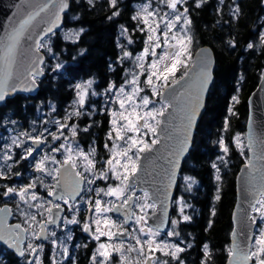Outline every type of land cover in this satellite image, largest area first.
<instances>
[{"label":"snow or ice","instance_id":"6c2138e0","mask_svg":"<svg viewBox=\"0 0 264 264\" xmlns=\"http://www.w3.org/2000/svg\"><path fill=\"white\" fill-rule=\"evenodd\" d=\"M51 2L56 5V10L52 13L53 19L48 21L47 26L41 28L39 32L33 31L34 22L41 13L48 11L47 3L36 10L25 9L13 25L0 34V101H4L11 92L17 91V83L21 82V77L23 82H30V86L35 87L37 77L43 74V69L40 67L43 64V57L34 58L33 54L47 47L45 37L57 27L60 13L69 8L68 0H51ZM87 2L89 5H94V0H87ZM109 2L112 8L117 9L118 0H109ZM205 2L206 0H195V7L199 8ZM153 3L154 0H147L132 17L137 21V30L146 36L145 47L141 54L135 57L139 73L133 72L131 79L126 80L119 88H116L115 84H110L106 90V93L113 94L114 99L111 102L118 105V108L110 111L111 130L107 134L110 144L106 142L104 145L109 156L102 166L99 169L96 166L94 148L87 153L78 150V146L74 149L69 142V137L65 135V130H68L73 138L77 135L78 127L75 124L69 125L67 120H70L73 115L83 114L80 109L85 104L87 90L91 88L92 81L76 86L79 108L67 114L64 123L55 122L56 132L45 128L43 132L35 136L24 134L28 140H31L33 146L24 148L23 155L20 157L23 160L33 156V153L37 151L36 146L47 142L44 133L51 136L54 141L61 138L64 140V143L59 146L50 148L51 153L62 154L64 157L62 160H57L55 155L45 154L35 163V171L42 173V177H35L31 183L19 188L7 184L0 187V199L5 201L3 206H0V241L15 248L20 256L31 257L27 264H43L40 259L43 243L28 242L26 247H21L25 236L29 233L33 241L48 240L51 236L52 245L61 249L60 255L64 258L69 257L68 248L63 245V242L58 243L56 232H49L48 225H56L61 220L60 213L64 210L63 206H67L73 213L71 218L64 217L63 223L79 224L77 215L81 211V205H86V210L95 217V219L90 217V222L83 224V230L90 232L92 238L98 242L91 257V264H113L114 257H118L116 264H169L168 260H161L156 256L157 252L177 261V264H184L180 259V253L185 251L184 247H181L179 243L157 239L163 227V220L155 216V209L158 202H163L150 196L148 191L142 190V197L136 194L135 181L138 179L140 161L146 158L142 154L151 152L153 146L159 143L158 133L163 123L161 118L169 108L175 106L176 97L172 94L175 92L174 86L180 85L190 72L186 63L190 59L189 45L192 40L189 35L192 21L189 18L188 0H158L155 7ZM238 12L237 7L234 14ZM119 14V10H116L112 13V17ZM121 29L122 34L128 32V29L123 26ZM129 43H132L131 39ZM231 46L235 47V44L232 43ZM252 47L251 43L248 44V48ZM48 51L51 52V48H48ZM131 56L130 52L125 51L122 59ZM148 57L151 59L145 63ZM56 67L59 69L61 65L57 64ZM181 69H183L182 72ZM178 72L181 74L177 78ZM141 75L146 77L142 82L139 79ZM203 76L195 98L185 102L179 108L182 113V123L179 129L180 135L176 137V148L171 153L174 159L168 161L172 165L169 180L179 164V156L187 150L191 129L198 109L202 106V94L208 82L206 67ZM146 88L150 89V95L145 93ZM169 89H172V92L165 95ZM24 90L27 91L28 88ZM152 97L161 98L160 107L155 106L156 101ZM232 99L234 103L239 102L238 97L234 96ZM229 111L231 112V109ZM87 130V128L83 129V131ZM150 136L155 138L149 141ZM235 140L243 152L240 137L237 136ZM24 143V140L16 137L12 139L11 144L0 146V160L7 165V162L13 158L10 154L12 148L21 147ZM219 143L223 152L227 154L228 147L224 141L220 140ZM253 145L254 141L250 136V150H254ZM74 156L76 159L73 158ZM257 159L264 161V149ZM78 161L82 162L83 171L76 170ZM7 167L10 171L11 165ZM252 168L254 172L259 173L260 183L253 184L251 187L253 200L249 202V207L251 212L256 213L260 221L264 223V164H261L259 168L252 164ZM44 177H51L53 183L45 184ZM9 178V172L0 171V180ZM219 178L217 176V180ZM98 180L106 182L107 187H92ZM109 181H116V183H108ZM38 184L46 190L47 197L51 199H45L38 194L36 191ZM82 185L88 187L84 188ZM82 192L85 195L82 196ZM88 193H94L95 198L88 196ZM105 197L112 199L105 200ZM15 198L19 200L15 206L24 218L23 226L20 223L15 225L7 223L8 216L12 215V208L8 207V201ZM177 204L182 220L189 221L191 218L184 214L183 200L177 201ZM133 208H138V213L133 211ZM149 209L153 210L152 216H149ZM166 211L165 207V214ZM108 213H123V223L118 224ZM38 216L42 219L38 220ZM150 219L155 221L154 225H149ZM248 220L254 225L257 216H249ZM129 221L133 222L132 226L125 227L124 225ZM179 223V220L172 221L173 225ZM93 225H95L94 230ZM166 235L179 237L180 234L172 230ZM236 236L237 232L234 231V242L228 249L231 264H248V261L253 259L255 264H264V228L259 230L258 235H247L244 246L236 242ZM101 237L106 239L102 241ZM71 238L69 234L67 239ZM250 240L254 243H249ZM207 247V245L204 246L205 250ZM253 248L255 250H252ZM52 264H59L55 258V252Z\"/></svg>","mask_w":264,"mask_h":264},{"label":"trees","instance_id":"16d2710c","mask_svg":"<svg viewBox=\"0 0 264 264\" xmlns=\"http://www.w3.org/2000/svg\"><path fill=\"white\" fill-rule=\"evenodd\" d=\"M144 1L118 0L114 9L109 0H94V5L87 0H71L64 28L72 33L81 32L80 36L71 39L56 32L47 39L65 67L62 71L52 68L43 48L44 69L48 73L38 81V94L8 99L0 107V121L4 118L27 124L34 118L32 112L38 105L48 100L63 109L76 96L73 84L79 79H94L99 87H106L114 79L120 82L117 60L121 26L128 29L133 39L138 36L134 34L136 21L132 17L136 5ZM187 6L193 46L195 50L210 46L216 55V67L206 111L183 166V173L198 183L190 192L182 193V184L178 188V195L182 194L186 201L184 213L191 218L180 224L179 233L192 244L180 259L184 264H227L237 198L236 177L248 159V150L243 147L241 152L235 138L246 133L248 98L257 88L264 69V0H206L199 8L195 7V0H189ZM237 7L239 12L234 14ZM116 10L120 14L112 17ZM250 43L252 48H248ZM234 96L238 103H234ZM105 128L103 124L101 132ZM220 140L228 147L230 165L226 168L224 161L219 163L223 174L217 180V168L213 165L222 154ZM173 210L176 212L177 207ZM207 244L210 247L205 250ZM169 264L177 261L170 260Z\"/></svg>","mask_w":264,"mask_h":264},{"label":"water","instance_id":"95a60500","mask_svg":"<svg viewBox=\"0 0 264 264\" xmlns=\"http://www.w3.org/2000/svg\"><path fill=\"white\" fill-rule=\"evenodd\" d=\"M45 3L48 4V11L41 13L40 17H37V20L34 22V32H39L41 28L47 26L48 21L53 19L52 13L56 10V5L52 3L51 0H0V34L6 32L10 25H13L16 19L23 14L25 9L29 11L36 10ZM68 3L69 8L60 13V20L57 27H55L53 32L49 33L48 36L62 30L64 26V15L70 10L71 0H68ZM47 37H45V39ZM33 57H43V64L46 60V56L41 50L38 53H34ZM43 64L40 65L43 69V74L37 77L35 87H31L30 82H23V77H21V82L17 83V91L11 92L6 96L4 101H0V107L5 104L8 99L16 95L36 96L40 89L38 80H43L47 77ZM205 67L207 70L208 82L202 94V106L198 109L195 122L191 129L187 150L179 156V164L175 168L171 180H169V173L172 171V165L169 164L168 161L174 159L171 153L176 148V137L180 135L179 129L182 123V113L179 111V108L185 102L195 98L200 82L204 78L203 73ZM215 67L216 55L210 46L205 45L195 51L193 63L189 68V76L181 81L180 85L174 86L175 92L172 94L176 97L175 106L169 108L168 112L161 118L163 123L158 133L159 143L153 146L151 152L142 154V156L146 158L140 161V171L137 173L138 179L135 183L138 191H148L150 196L163 202L157 203V209L155 211V216L163 220V227L161 229L163 233L168 232L171 223L173 201L180 183V174L184 162L193 148L198 127L206 111L208 95L215 79ZM25 88H28V90H24ZM169 92H172V89H169L165 95H168ZM248 105L249 115L246 126V143L249 159L248 162L241 167L236 178L237 198L232 214L234 228L231 234V247L234 242V231L237 232V236L235 237L236 242L244 246L246 236L250 234L255 235L258 226L257 221L256 224L252 225L248 217L253 216V212H251L249 207V202L253 200L251 187L253 184L259 185L260 183V175L254 172L252 164H255L257 168H259L261 164H264V161L257 159V157L261 155L262 149H264V69L257 88L248 98ZM250 136L254 141V150H250L249 147ZM8 207L10 206L8 205ZM165 207L167 209L166 214L164 212ZM119 214L124 217L123 213ZM150 216H152V214ZM12 217L13 211L12 215L7 218L8 224ZM131 223L132 221H129L126 225L130 226ZM154 223L155 221L153 219L149 220V225H154ZM25 240L26 236L24 241ZM249 243H253V241L250 240ZM0 244H3L8 249H12L21 257L16 249L10 247L7 243L0 241ZM227 264H231L230 257ZM248 264H253V260L248 261Z\"/></svg>","mask_w":264,"mask_h":264},{"label":"rangeland","instance_id":"374dc122","mask_svg":"<svg viewBox=\"0 0 264 264\" xmlns=\"http://www.w3.org/2000/svg\"><path fill=\"white\" fill-rule=\"evenodd\" d=\"M146 2H147V0L144 1L143 3L139 4V5H136V7H135V13ZM157 2H158V0H154L153 7L156 6V3ZM221 2H222V0H221ZM189 18H190V15H189ZM135 31H136V33H134V34H137L138 33V36L133 39V37H132L131 34H129L128 32L125 33V34H122V30H121V37L119 38V41H118L119 47H120V57L117 60L119 66L121 68L120 69L121 70V72H120V75H121L120 76V82H117L114 79V80L109 81L107 83L106 87H99L98 84H97V82L94 79H79L76 82H74V84H73V87L75 89L76 96L72 100L69 101L71 103H69V106L67 107L68 108L67 109L68 110V114L69 113H72V112H75L79 108V105L77 103L78 96H77L76 86L78 84H87L88 81H92L93 83L91 85V88H89L87 90V95L85 97V104H84L83 108L80 109V111L81 112L83 111L84 113L82 115H80V116L73 115L70 120H67V123L69 125H72V124H70V122H71V120L73 118H75V119H78V120H76V122L74 124L77 127H79L80 126V120H81L82 122H84V125L83 126L88 129L87 132H90L92 130L93 125L97 128V132L95 130L93 131L96 134V139H97V140H95V147L97 146V141H99L97 137H100V142H102V148L105 150V151H101V159H102V161L100 162V167L102 166L104 160H106L108 158V156H109V152L104 147V145H105L106 142L110 144V142L107 140V134L111 130V124H110L111 116H110V111L113 110V109H115V108H118V105H116V104H114V103L111 102L112 99H114L113 94L112 93H106V90L108 89V87H109L110 84H115L116 85V88H119L120 86L124 85V83H125L126 80L131 79V75H132L133 72L139 73V71H140L139 68L137 67V63L138 62L136 61L135 57L139 56L141 54L143 48L145 47L146 36H145L144 33H141L140 31L137 30V21H136ZM60 32L62 34H64V36L66 38H71V39H73L75 37H79L80 34H81V32H78V31H76L75 33L74 32L72 33L71 31L66 30L65 28H63ZM189 35L191 36V25H190V28H189ZM48 38L49 37H47L46 40ZM129 39H131L132 43H129ZM45 48H46L47 56L49 57V59H51L50 64H51L52 68L53 67L55 68L57 64H60L61 65V67H60L61 69L60 68L59 69H60V71H62L63 68L65 67V64H63V63L60 62L58 56L55 54V51L51 47V43L49 41H47V47H45ZM48 48H51V52L48 51ZM125 51L130 52L132 54V56L130 58H123L122 59L123 53ZM157 51L159 52V49H157ZM195 51L196 50H195V48L193 46V43H192V40H191V44L189 45L190 59L186 61L187 65H188V68H190L191 65H192V63H193V56H194ZM150 59H151V57L146 58L145 63H147V60H150ZM113 64H115V63H113ZM43 67H44V65H43ZM182 71H183V69H181V72ZM45 72H46V70H45ZM49 72L50 73H54L55 71L50 70ZM181 72H178L177 73V78L179 77V75L181 74ZM145 78L146 77L144 75H141L139 77V79H140L141 82ZM93 93H95V94H93ZM145 93L150 95V89H147L146 88L145 89ZM152 99L156 101V105L155 106L156 107H160L161 98H159V97H152ZM44 106H45V109L44 110H46L45 115L39 116V119L36 118L35 119L36 122L35 123H32V125L30 127V130H26L25 131L29 135L35 136L38 133L43 132L45 128H48L49 131H51V132H56L57 131V125H56L55 122L56 121H59L61 123H64L60 119H54L53 118V115L58 110V107H57V104L56 103L54 104L52 102H48L46 104H40V105H38V109L42 110ZM103 114H106L109 117L107 116L106 119H96V117L98 115H103ZM66 117H67V114L65 116V120H66ZM10 123L12 124L11 126L13 128H9L8 119H5L4 123L1 122V125H0V131H1L0 136L1 137L0 138L3 139V141L0 142V146H3L5 144H11L12 139L13 138H16V130L22 131V128L21 129L19 128V125H18V123L16 121H14V123H13V121H10ZM103 124H105V127L106 128L101 132V129L100 128H101V126ZM2 126H4L6 129H3L2 130ZM66 131H68V130H66ZM44 134L46 136L48 135L47 133H44ZM65 134H66V132H65ZM238 136L240 137V143L243 145V147L247 148L246 147V134H241V135H238ZM152 138H155V137H151L150 136L148 138L149 141ZM63 143H64V140H63ZM25 147H30L29 142L27 140H25V143L21 147H13L10 154L12 155V157L14 159L19 154L18 158H20L21 155H23V150H24ZM95 150H96V148H95ZM45 154H48V150L47 149H45L43 155H45ZM39 159H40V157L39 158H37V157H32V158L29 157L28 158V161H24L25 164H26L25 165V168H29L31 166L33 167V165ZM10 161L11 160H9L7 162V165H9ZM222 161L225 162V165L224 166L226 168L230 165V159L228 158V155L223 152V150H222V154L219 155L218 159H216V161L214 163V165L216 167H218L215 172H216L217 175H219L220 178H221V176H222L223 173L221 172V168L219 167V163L222 162ZM5 168H6V165L4 164V161L3 160H0V171H5L6 170ZM223 172H224V170H223ZM30 174H31V171H30L29 174H26V177H25V180L24 181H27L29 179ZM186 178H190V177L186 174V175L181 176V178H180V181H183V185H182V187H180L182 193L183 192H190V191H192V189L198 183L196 179H190V180H188ZM97 182H99V183H97ZM97 182L92 187H104V188L107 187L106 182L99 181V180ZM108 183L115 184L116 181H109ZM23 185H25V184H23ZM178 188H179V186H178ZM38 194L40 196L44 197L45 199H51L50 197H47V193H46V191H45V189L43 187L38 188ZM90 194H92L93 199H94L95 198V194L94 193H90ZM139 196L142 197L143 196V193L141 195H139ZM104 199L105 200H108V199H112V198L105 197ZM179 200H183L184 204H186V201L184 200L183 195L182 194H179L178 195V189H177V192L175 194L174 201H173V209L175 207H177V211L172 213L171 224H170V227H169V231L175 230V231H178L179 232L180 224L184 222L182 220V217L179 214V211H178L179 206L177 204V201H179ZM17 203H19V201ZM21 207H25V206L24 205H21ZM185 208H184V211L186 210ZM134 211H136L138 213L139 210H138V208H134ZM148 211L149 212H153V210H151V209H149ZM18 214H19V212H18ZM232 214H233V212H232ZM108 215L111 217V219L115 220L118 224H122L123 221H124V217L121 214L108 213ZM254 215L257 216V221L259 222V225L257 227V232H256V235H258L259 234V230L261 228H264V223H262L260 221V218H259V216L256 213H254ZM20 217H22V216L20 215ZM37 218H39V216ZM94 219H95V217H94ZM173 220H179L180 223L178 225H173L172 224V221ZM131 224H133V223H131ZM124 226L126 227L128 225L125 224ZM94 228H95V225H94ZM113 230H115V229H113ZM64 231H66L68 233V235L70 234L71 237H72V234L70 233V229H68V225H66L63 228V232ZM180 237H181V239H180ZM105 239H106V237H101V240L102 241L105 240ZM157 239H159V240H167L170 243H179L181 247H184L185 248V251L188 248H190L188 245L192 246L191 241L186 240L185 237L181 236V234L179 235V237H167L166 234L165 235H162L160 233V236L157 237ZM97 244H98V242H96V248H97ZM207 246L210 247V244H207ZM207 249H208V247H207ZM252 250H255V249L253 248ZM92 255H93V253L91 254V256ZM180 255H181V253H180ZM156 256H158L161 260H168V261L172 260L170 257L163 256L162 253H160V252H157L156 253ZM117 259H118V257H117ZM113 264H116L115 258L113 260ZM253 264H255V259H253Z\"/></svg>","mask_w":264,"mask_h":264},{"label":"flooded vegetation","instance_id":"af4514ba","mask_svg":"<svg viewBox=\"0 0 264 264\" xmlns=\"http://www.w3.org/2000/svg\"><path fill=\"white\" fill-rule=\"evenodd\" d=\"M48 102H52V103H56L55 101H50L48 100ZM69 101H67L65 103V105L63 106V109H58L57 112H55V114L53 115L54 119H60L61 121L65 122V116L66 114H68V106H69ZM58 107V105H57ZM59 108V107H58ZM45 106L43 107L42 110L38 109L36 111H33V115H32V120H30L27 124H22V123H18L19 128H22V131L16 130V137H19L21 140H27L29 142L30 146L32 145L31 140L27 139V136L24 134H28L27 132H25L26 130H30V127L32 125V123L36 122V118L39 119V116L45 115L46 110ZM42 111V112H41ZM45 111V112H44ZM70 112V111H69ZM82 113H84L82 111ZM47 115V114H46ZM107 115L103 114V115H98L96 117V119H106ZM4 118L3 120H1L0 122L4 123ZM76 120L73 118L70 122V124H74L76 122ZM9 124V128H13L10 123V121H8ZM34 125V124H33ZM84 122H82L80 120V126L78 127V133L77 135L73 138L71 137V134L69 131H66V136L69 137V142L71 143L72 147L75 149L78 146V150H82L85 153L91 151V149H93L95 147V140L96 139V134L93 132L94 130L97 132V128L93 125L92 130L90 132L87 131H83V129L85 128L84 126ZM6 129V128H3ZM1 133V131H0ZM8 134V133H7ZM45 135V134H44ZM46 136V135H45ZM1 137V136H0ZM47 137V142L44 144H41L39 146H36L37 151L33 153L32 157H37V158H41L44 154L45 149L48 150V155H55L57 160H62L64 157L62 154L60 153H51L50 152V148L52 147H57L60 144L63 143V138H61L60 140H52L51 136H46ZM99 141H97V146L95 147V160L97 162L96 166L99 169L100 168V162L102 161L101 159V151H105L102 148V142H100V138L97 137ZM3 141V139L0 138V142ZM94 148V149H95ZM19 156V154H18ZM18 156L14 159L12 158V160L10 161L9 165H11V169L9 171L7 165H6V170L5 172H9L10 178L8 180H0V187H2L3 185L7 184L8 186H14V187H21L23 186V184H28L31 183L33 178L35 177H42L43 174L36 172L35 171V164L33 165V167H29V168H25V162L24 161H28L27 160H23L18 158ZM31 157V158H32ZM74 159H76V157H73ZM78 171H83V166H82V162L78 161V168L76 169ZM184 170V168H183ZM30 174V177L27 181L25 180L26 174ZM17 173H19V175H16ZM183 173V171H182ZM186 175V173H183V175ZM188 175V174H187ZM182 176V174H181ZM189 176V175H188ZM190 177V176H189ZM101 181V180H99ZM44 183L45 184H52L53 181L51 179V177H44ZM99 183V182H97ZM180 184L183 185V182ZM82 187L86 188L88 187L87 185H82ZM38 188H41L40 185H37V189L36 191L38 192ZM46 191V190H45ZM47 193V192H46ZM143 192L142 191H138L137 190V186H136V194L137 196L141 195ZM81 195H85V193H81ZM88 196H92V194L88 193ZM79 200V197L77 198ZM18 198H15L14 200L8 201V205L12 208L13 211V217L10 221V225H15L17 223L22 224L23 226V222L24 219L22 217H20V215L17 212L16 209V203L18 202ZM4 199H0V206H3L4 204ZM64 210L63 212H61L60 216H61V220L58 221V223L56 225H48V230L49 232L51 231H55L57 236L56 239L58 241V243L63 242V245L65 247L68 248L69 251V257L68 258H64L60 255V251L61 249L59 248H55V246L52 245L51 240L53 239L51 236H49L48 240H41V241H33L31 240V235L30 233L28 235H26V240L23 242L22 247H26L28 242H33V243H43L44 247H43V251L40 253V259L42 260L43 264H52V257L54 255L55 252V258L56 260L59 262V264H91V254L95 252L96 250V242L93 238L90 232H85L83 230V224L85 222H90V217L92 219H94V216L92 213L88 212L87 206L86 205H81V211L80 213L77 215V219L80 220L79 224H72V225H68V229H70V233L72 234V239L69 240L67 239L68 233L66 231L63 232V228L66 226V224L63 223V218L67 217V218H71V216L73 215L72 212H70L67 208V206H63ZM34 211V210H33ZM149 216L153 213V212H149ZM38 220L42 219V217L37 218ZM128 227V226H126ZM131 226H129L130 228ZM94 225H93V230H94ZM36 230L38 231L39 228L37 227ZM163 235V234H162ZM2 246V245H0ZM98 246V244H97ZM3 247V246H2ZM115 260H117V257H114ZM31 259V257L28 256H21L18 257L17 253L14 252L12 249H8L3 247V249H0V264H27V261Z\"/></svg>","mask_w":264,"mask_h":264},{"label":"bare ground","instance_id":"6f19581e","mask_svg":"<svg viewBox=\"0 0 264 264\" xmlns=\"http://www.w3.org/2000/svg\"><path fill=\"white\" fill-rule=\"evenodd\" d=\"M64 20H65V15H64ZM45 63V62H44ZM44 65V64H43ZM107 113V112H106ZM108 116V115H107ZM109 117V116H108ZM201 123V122H200ZM184 166V165H183ZM183 170V169H182ZM185 175V174H184ZM182 176H183V173H182ZM218 176V175H217ZM237 178V177H236ZM182 180V179H181ZM183 181H181V183H182ZM203 184V183H202ZM181 185V184H180ZM236 192H237V189H236ZM237 196V195H236ZM232 221H233V219H232ZM233 228H234V224H233ZM178 239V238H177ZM180 239H181V237H180ZM185 240V239H184ZM177 242V241H176ZM186 244V243H185Z\"/></svg>","mask_w":264,"mask_h":264}]
</instances>
